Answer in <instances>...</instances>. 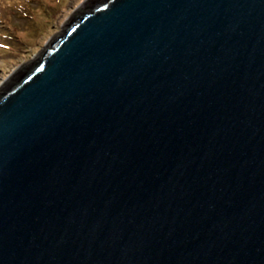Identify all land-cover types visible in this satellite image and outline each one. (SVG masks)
I'll use <instances>...</instances> for the list:
<instances>
[{
	"label": "water",
	"instance_id": "95a60500",
	"mask_svg": "<svg viewBox=\"0 0 264 264\" xmlns=\"http://www.w3.org/2000/svg\"><path fill=\"white\" fill-rule=\"evenodd\" d=\"M0 264H264V0H83L0 84Z\"/></svg>",
	"mask_w": 264,
	"mask_h": 264
},
{
	"label": "rangeland",
	"instance_id": "374dc122",
	"mask_svg": "<svg viewBox=\"0 0 264 264\" xmlns=\"http://www.w3.org/2000/svg\"><path fill=\"white\" fill-rule=\"evenodd\" d=\"M83 0H0V84L60 30Z\"/></svg>",
	"mask_w": 264,
	"mask_h": 264
}]
</instances>
